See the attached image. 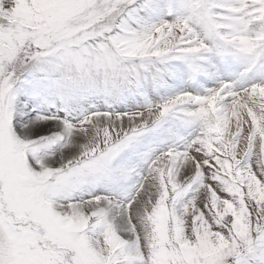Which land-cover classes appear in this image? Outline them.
Instances as JSON below:
<instances>
[{
    "label": "snow or ice",
    "instance_id": "6c2138e0",
    "mask_svg": "<svg viewBox=\"0 0 264 264\" xmlns=\"http://www.w3.org/2000/svg\"><path fill=\"white\" fill-rule=\"evenodd\" d=\"M0 264H264V0H0Z\"/></svg>",
    "mask_w": 264,
    "mask_h": 264
}]
</instances>
